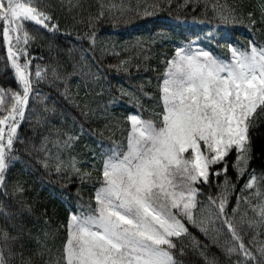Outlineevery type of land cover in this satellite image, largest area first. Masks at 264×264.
<instances>
[{
  "label": "trees",
  "instance_id": "obj_1",
  "mask_svg": "<svg viewBox=\"0 0 264 264\" xmlns=\"http://www.w3.org/2000/svg\"><path fill=\"white\" fill-rule=\"evenodd\" d=\"M40 5L59 27L49 32L26 24L34 37L28 45L34 90L17 127L12 153L17 159L5 173V185L0 186V246L7 233L4 256L8 264H54L56 260L63 264L69 218L95 208L103 160L113 150H127L131 132L128 116L159 119V84L166 61L176 55L177 44L196 37L227 56L231 53L229 45L241 51L248 50L250 42L264 47V0H40ZM213 5L226 13L232 11L235 22L221 23ZM101 11L104 16L97 21ZM93 23L95 45L89 38ZM194 23L219 26L227 34L216 35L217 43L193 29L190 36L186 28ZM121 61H128L124 65L127 71L120 67ZM37 66L47 72L39 82L34 76ZM53 69L57 78L51 75ZM0 89L20 90L2 39ZM252 124L253 154L248 171L261 177L264 112L259 108ZM69 136L74 139L67 148L64 142ZM70 158H75L80 174L66 167ZM234 160L235 152L229 163ZM58 162L64 165L59 171ZM228 175L236 190L229 198L227 217L236 223L245 245L255 254L257 245L251 241L259 244L264 234L256 235L260 230L240 223L245 212L249 218L253 213L241 203L236 216L232 214L236 197L250 195L240 191L249 177L237 180L231 168ZM218 183H223V177H213L211 187L197 185L201 194L194 216L198 224L204 220L208 231L205 234L199 226L187 225L190 235L183 238V255L179 244L174 253L178 264H236L237 257H228L223 250L231 239L221 222L223 217L217 219L214 208L209 217L208 197L218 194ZM17 185L23 187L22 193L15 190Z\"/></svg>",
  "mask_w": 264,
  "mask_h": 264
},
{
  "label": "snow or ice",
  "instance_id": "obj_2",
  "mask_svg": "<svg viewBox=\"0 0 264 264\" xmlns=\"http://www.w3.org/2000/svg\"><path fill=\"white\" fill-rule=\"evenodd\" d=\"M212 10L221 23L235 22L232 11L226 13L216 5ZM103 16L101 11L96 20ZM52 21L40 0H0V39L20 86L19 91L0 89V186L5 185V173L17 159L12 155L17 127L34 90L33 58L28 51L34 37L26 24L58 31V24ZM89 38L95 45L94 23ZM194 43L178 47L173 59L166 61L159 84V121L128 116L132 130L127 150H113L103 160L95 208L69 218L63 264H178L174 253L179 244L183 255V238L190 235L187 225L199 226L207 234L204 220L197 223L194 209L201 194L197 185L211 187L213 177H223V183L215 185L218 194L208 197V205L209 217L214 208L216 218L223 217L221 222L230 234L224 253L235 255L236 264H264V241H251L257 245L254 254L226 214L229 198L236 190L228 175L231 168L237 180L248 175L240 191L250 193L236 197L233 217L241 203L247 205L253 216L249 218L245 212L240 223L260 230L256 235L264 234V176L248 171L253 154L252 117L258 108L264 112V47L250 42L249 49L241 51L229 45L231 60H225L194 49ZM127 64L121 61L120 67L127 71ZM51 75L57 78L55 69ZM34 76L39 82L47 72L37 66ZM73 139L67 137L64 146L70 148ZM233 152L235 160L229 163ZM61 166L63 162H58L57 171ZM66 167L80 174L75 158H70ZM15 190L22 193L24 189L17 185ZM208 222L213 223L210 218ZM8 239L4 233L0 264H8L4 256ZM8 251L11 254V249Z\"/></svg>",
  "mask_w": 264,
  "mask_h": 264
},
{
  "label": "rangeland",
  "instance_id": "obj_3",
  "mask_svg": "<svg viewBox=\"0 0 264 264\" xmlns=\"http://www.w3.org/2000/svg\"><path fill=\"white\" fill-rule=\"evenodd\" d=\"M191 29L196 30L197 32L199 31L201 33H204L205 34V38H208L209 40L212 39V43H217L216 42V38H215L216 35L227 34V31L222 29V28H219V26L211 27V26H207L205 24L194 23V24H189V26L186 28V32L190 36H192ZM189 41H195V43L192 45V47L194 49L195 48H200V49H202L204 51L210 52L213 56H216V57H219V58H222V59H225V60H231L232 54L230 55V57L227 56L226 54H224V52L222 50L218 49L217 46H212L211 47V46L205 45V44H203L202 41H199L198 39H194V38L190 39ZM189 41L177 44V48L178 47H183L185 44L189 43ZM135 115H138V114H135ZM158 121H159V119L157 120V122ZM131 130H132V125H131Z\"/></svg>",
  "mask_w": 264,
  "mask_h": 264
}]
</instances>
